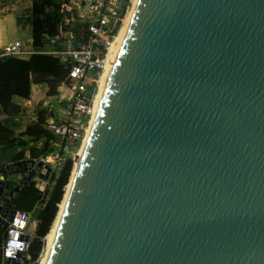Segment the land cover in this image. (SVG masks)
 <instances>
[{
	"label": "water",
	"instance_id": "obj_1",
	"mask_svg": "<svg viewBox=\"0 0 264 264\" xmlns=\"http://www.w3.org/2000/svg\"><path fill=\"white\" fill-rule=\"evenodd\" d=\"M49 264H264V0L140 1Z\"/></svg>",
	"mask_w": 264,
	"mask_h": 264
},
{
	"label": "built area",
	"instance_id": "obj_2",
	"mask_svg": "<svg viewBox=\"0 0 264 264\" xmlns=\"http://www.w3.org/2000/svg\"><path fill=\"white\" fill-rule=\"evenodd\" d=\"M130 1L90 0L87 4L81 1L73 4L76 11L73 14L71 8L63 4L60 12L64 17L53 36L47 34L42 36L43 48L35 50L31 48V42L29 47H25L20 41H13L0 51V59L8 57L28 59L34 54L49 55L57 59L67 70L64 82L58 87L62 100L64 99L60 95L62 89L69 94L66 104L59 105L54 117L47 116L42 126L47 134L53 136V139L48 141L50 151L36 159H30L27 151V156L20 160L34 162L30 169L34 175L28 180V185L30 183L35 185L41 195V201L47 200L65 161L68 159L73 161L84 139L92 115L96 81L104 69L109 47L122 25ZM45 109L52 112L51 106ZM37 146H41V143ZM38 162H41L43 167L50 168L46 180L39 177L42 168H36ZM1 182L6 181L0 178ZM21 182L23 176L18 175L13 185H19ZM6 199L12 198L9 196V190L3 187L0 195V264H23L22 257L30 259L28 250L35 237L33 230L35 221L32 220L30 213L18 211L10 205L5 207ZM41 206L39 204L38 209ZM15 220L22 221L23 228L14 224ZM29 225H32V234L28 232ZM16 233H19L16 239L22 243L23 248L14 249V254L8 256L6 252L9 242Z\"/></svg>",
	"mask_w": 264,
	"mask_h": 264
},
{
	"label": "trees",
	"instance_id": "obj_3",
	"mask_svg": "<svg viewBox=\"0 0 264 264\" xmlns=\"http://www.w3.org/2000/svg\"><path fill=\"white\" fill-rule=\"evenodd\" d=\"M61 5V0H31L29 15L25 17L24 25L30 27L33 49L43 48L44 34L49 36L55 34L59 22L64 17L60 12ZM66 76L67 70L57 59L49 55L34 54L28 59L12 57L0 59V168L6 165L1 164L4 159H10L8 163L23 160V151L26 149L30 159L47 154L50 151L48 141L53 139V136L42 129L47 118L46 111L39 110L36 120L23 126L20 119L21 108L12 102V97L16 95L28 99L32 84L45 85L46 95L53 97ZM39 143L41 146L38 147ZM18 150L20 153L13 155ZM72 165L70 159L65 161L47 200H40L41 195L33 183L20 188L18 196L10 200L9 205L12 208L26 213H30L36 205H42L34 216L35 237L28 250L30 264L38 260L42 251L43 238L47 235L58 211L64 187L69 182Z\"/></svg>",
	"mask_w": 264,
	"mask_h": 264
},
{
	"label": "bare ground",
	"instance_id": "obj_4",
	"mask_svg": "<svg viewBox=\"0 0 264 264\" xmlns=\"http://www.w3.org/2000/svg\"><path fill=\"white\" fill-rule=\"evenodd\" d=\"M140 1L141 0H131L130 1L129 7L123 19L122 25L109 47L107 58H106V63H105L103 71L101 72V75H100V78L97 84V89H96V92L93 98L91 119H90L89 124L86 127L84 139L77 153L75 154V157L73 160L72 171L69 177V182L67 186L64 187L63 198L58 207L56 217L47 235L43 238V252H42V255L39 256L40 258H39L38 264H49L54 248L60 237L62 224H63L64 217H65V214L68 208V203L72 195L74 185L76 184L80 168L84 161L86 151H87L89 142L93 134L96 118H97V115L99 114V111L101 109V106L104 100L108 81L111 77V74L117 62L118 56L121 50L124 48L125 39H126L128 30H129V27L133 21L134 13L140 4Z\"/></svg>",
	"mask_w": 264,
	"mask_h": 264
},
{
	"label": "rangeland",
	"instance_id": "obj_5",
	"mask_svg": "<svg viewBox=\"0 0 264 264\" xmlns=\"http://www.w3.org/2000/svg\"><path fill=\"white\" fill-rule=\"evenodd\" d=\"M81 1H83L85 4H87V1L89 2L90 0H61L62 5L65 4V5H67L68 7L71 8L72 14L74 12L76 13L75 5H73V4L81 2ZM30 2H31V0H0V16H7V15H10V14H13V15H15L18 18L19 23H20V24H18L20 30L18 31L17 35H18L19 41L21 43H23L25 47H27V46L29 47L30 43H29L28 40L31 38V34L28 33L25 30V27H28V31L30 32V27L24 25L25 17H27L29 15V8L31 6ZM14 27L15 26H12L11 29L8 30V34L4 33V37L5 38L9 37L8 35L11 36V34H14ZM100 75H101V73L99 74V76L97 78V81H96V89H97V84H98ZM30 83H32L31 79H30ZM32 87H33V84L30 87V95H29L28 99H24V98H21L20 96L18 97L16 95H14L12 97V102H14L15 104H18L20 106V108H21L20 119L23 122V126H26V125L31 124L32 122H34V120H36V114H37V112L39 110H45L47 116H50L51 113L48 112L47 109H45V107L48 108L49 106H54V101L55 100H56V103H57V98L56 99L53 98V99H50V100L47 99V97H48L46 95L47 87L45 85L42 84L38 88H33V91H32ZM66 92L67 91H65L63 89L62 92L60 93V95H62L64 100H66V98L68 97L67 96L68 94H66ZM58 95H59V92H58V89H57L55 96L57 97ZM31 96H32V98H31ZM23 101H30L31 103L30 104H25V102H23ZM45 102H47V103H45ZM23 152H24V157H26L27 153H28L27 149L25 151H23ZM18 153H20L19 150L15 151L13 155H16ZM74 157H75V155H74ZM74 157H73V160H74ZM9 160L10 159H4L1 162V164H6L7 165ZM12 177H13V175H9V177H8V181L10 182L11 185L13 184V181H14V179ZM17 177L18 176H14L15 180H16ZM36 212L37 211L33 212L32 220H34V216H35ZM28 232L32 234V225H29ZM42 252H43V248H42V251H41L39 256L42 255ZM39 258L37 260V264L39 262Z\"/></svg>",
	"mask_w": 264,
	"mask_h": 264
},
{
	"label": "crops",
	"instance_id": "obj_6",
	"mask_svg": "<svg viewBox=\"0 0 264 264\" xmlns=\"http://www.w3.org/2000/svg\"><path fill=\"white\" fill-rule=\"evenodd\" d=\"M31 3V2H30ZM12 26H15L14 27V34H11L8 35L9 37L5 38L4 37V33H7L8 34V30L11 29ZM20 30L19 28V25H18V18L13 15V14H10V15H7V16H0V51L2 49H4L7 45H9L11 42L13 41H19L18 39V31ZM25 30L28 32V33H31L28 31V27H25ZM16 33V34H15ZM30 37V36H29ZM29 43L31 42V38L28 40ZM41 86V85H40ZM39 85H33L32 87V91H33V88H38L40 87ZM63 90V89H62ZM59 92V91H58ZM66 94H68L66 92ZM69 95V94H68ZM32 98V96H31ZM53 98H57V103H56V100L54 101V106H51V115L50 117H54V113L56 112V108L60 105V106H63L66 104V100H62L61 97L58 95L57 97L56 96H53V97H47L48 100L50 99H53ZM62 100V101H60ZM25 102V104H30L31 102L30 101H23ZM61 102V103H60ZM47 103V102H45ZM22 130V129H21ZM39 205V204H38ZM38 205H36L34 207V209H32V211L30 212L31 214V217L33 216V212L34 211H37L39 210L38 209ZM33 218V217H32ZM35 227H36V222L35 224L33 225V230L35 231Z\"/></svg>",
	"mask_w": 264,
	"mask_h": 264
},
{
	"label": "clouds",
	"instance_id": "obj_7",
	"mask_svg": "<svg viewBox=\"0 0 264 264\" xmlns=\"http://www.w3.org/2000/svg\"><path fill=\"white\" fill-rule=\"evenodd\" d=\"M14 224H17L19 227L23 228V222L22 221H19V220H15L14 221ZM19 233H16L13 237V239L9 242V247H8V250L6 252V255L8 256H12L14 253H13V250L14 249H21L23 248V245L21 242H18V240L16 239V236H18Z\"/></svg>",
	"mask_w": 264,
	"mask_h": 264
}]
</instances>
